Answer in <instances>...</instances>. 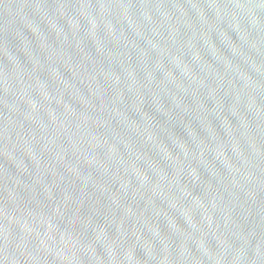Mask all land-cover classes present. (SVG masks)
<instances>
[{"label":"water","instance_id":"95a60500","mask_svg":"<svg viewBox=\"0 0 264 264\" xmlns=\"http://www.w3.org/2000/svg\"><path fill=\"white\" fill-rule=\"evenodd\" d=\"M0 264H264V0H0Z\"/></svg>","mask_w":264,"mask_h":264}]
</instances>
